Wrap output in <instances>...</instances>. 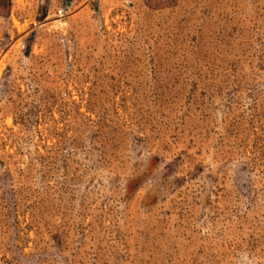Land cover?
<instances>
[{
  "label": "rangeland",
  "instance_id": "obj_1",
  "mask_svg": "<svg viewBox=\"0 0 264 264\" xmlns=\"http://www.w3.org/2000/svg\"><path fill=\"white\" fill-rule=\"evenodd\" d=\"M0 264H264V0H0Z\"/></svg>",
  "mask_w": 264,
  "mask_h": 264
}]
</instances>
